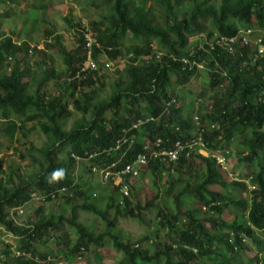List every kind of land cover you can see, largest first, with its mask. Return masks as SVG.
<instances>
[{"label":"trees","instance_id":"16d2710c","mask_svg":"<svg viewBox=\"0 0 264 264\" xmlns=\"http://www.w3.org/2000/svg\"><path fill=\"white\" fill-rule=\"evenodd\" d=\"M93 1L104 12L90 21L94 35L86 25H71L81 35L76 49L67 50L61 35L45 29L46 36L54 37L68 75L50 66L39 76L32 75L25 59L30 44L16 45L10 36L0 39V134L9 139L7 148L16 137L25 140L36 129L47 136L44 145L28 148L32 162L26 172L0 164V226L7 231L1 234L14 238V243L0 239L1 264H53L41 249L47 244L63 247L68 262L86 250L100 260L99 250L112 247L125 258L118 264H264V56L251 64L246 48L232 55L208 44L215 35H234L240 27L264 29V0ZM88 31L94 39L95 62L102 56L118 59L123 50L130 54L107 98L100 95L104 82L98 68L74 77L88 57ZM204 32L206 37L188 43L189 37ZM51 43L52 39L46 41L45 48ZM198 65L208 73L202 91L210 102L195 108L194 98L168 105L177 96V86L195 79ZM48 83L52 90L44 89ZM70 106L81 116L68 126L74 115ZM196 112L201 123L219 125L205 135L210 151L228 149L227 157L236 154L251 189L240 179L232 180L214 158L195 154L182 157L167 180L163 170L168 168L151 162L146 171L154 195L144 204L134 190L121 203L118 187L110 189L103 182L88 195L89 182L77 173L84 163L75 156L89 160L90 154L98 153L85 166L90 175L91 166L119 157L118 152L107 156L105 151L117 140L136 138L121 167L141 151L146 139L190 137ZM148 117L154 120L132 127ZM197 160L202 162L198 169ZM32 167L39 169L30 171ZM56 170H63L62 178H53ZM36 195L39 205L30 220L17 223L9 217L24 215ZM57 201L68 212L46 211L47 204ZM151 207L156 208V227L144 237L145 247L142 240L136 244L121 233L117 222L127 217L143 222V212ZM80 212L92 215L91 223L81 220ZM64 228L76 231L74 242L65 241ZM248 239L258 249L255 255L247 254Z\"/></svg>","mask_w":264,"mask_h":264},{"label":"rangeland","instance_id":"374dc122","mask_svg":"<svg viewBox=\"0 0 264 264\" xmlns=\"http://www.w3.org/2000/svg\"><path fill=\"white\" fill-rule=\"evenodd\" d=\"M104 12L100 10L97 4L93 0H12L6 4H0V39L4 36L12 37L14 44L19 45L20 42L26 41L30 44V50L27 52L25 59L30 62L32 75L39 76L44 67L50 66L57 69L62 75H68L67 68L64 64L63 58L59 52V48L54 46L55 41L54 37L46 36L45 29L53 31L57 35H61V42L63 43L67 50L71 51L78 47L81 39V35L78 34L76 28H73L71 25L74 23H81L82 26H87L91 29L93 35L94 31L91 28L90 21L100 19V13ZM82 28V27H81ZM79 28V29H81ZM200 36V37H199ZM207 36V33H201L197 36L189 37L188 43L192 45L195 41H200L202 37ZM52 39L50 47L45 48L46 41ZM131 42L127 41L126 45H130ZM12 49V48H10ZM37 49V51H35ZM123 56L118 59H111L106 56H102L97 63L99 74L104 82V86L100 89V95L102 98H107L111 94L112 84L119 76L118 71L124 69L127 62V58L130 54L127 53V50L122 51ZM15 59H11V64L13 65ZM200 71L193 81L187 85L177 86L176 87V97H179L178 103H188L190 100L195 98V108L198 107L201 103L205 106L210 102V99L206 94L203 93V85H205V80L208 78V73L202 65L199 66ZM53 84L48 83L44 89L50 88L51 90ZM70 111L73 112V117L69 121L71 124L74 118L81 116V112L75 111L72 106H70ZM188 109L185 108V111ZM197 114L194 113L193 116ZM47 140V136L42 133L39 129H36L31 133L27 139L16 137L13 143V146L7 148L10 141L7 137L0 134V164L3 168L9 169L10 165L20 166L22 172H26L29 168V162H32L28 156V148L30 145L40 147L44 145ZM234 142L230 145V148L233 149ZM229 163L226 167V171L232 180L240 179L248 185V188L251 189L247 179L243 178V175L240 173L241 170L240 163L236 154H230L228 157ZM197 162V169L201 168V163L199 160ZM84 167L80 168V171L77 173L81 176L83 180L89 182L88 195L92 196L95 191V185L100 189L102 182L97 174L91 172L90 175L88 170H86L85 164ZM88 167V166H87ZM85 168V169H84ZM30 171H37L39 167H32ZM30 171H28L30 173ZM167 180V178H164ZM134 191L137 192L141 202L144 204L148 201L154 194L150 189V182L148 180L147 171H143L142 175L133 181ZM98 192V191H97ZM167 190L163 189L164 197H168L165 193ZM176 193V191L174 192ZM245 194V193H243ZM39 196V195H38ZM36 195L34 199L28 206L25 208L24 215H14L13 219L17 223H24L27 220L31 219V215L34 214V210L37 205H39V200ZM137 197V198H138ZM60 198V197H59ZM58 198V200H59ZM162 198L158 201H161ZM80 203L82 200L79 201ZM57 202L49 203L46 205V211L53 212L55 215H59L61 210H64L63 207ZM68 208L64 211H67ZM156 208L151 207L143 212V222L139 219L127 217L119 218L117 222V228L121 233L125 234L128 239L133 243L138 244L142 240L143 246L147 247L144 237L150 235L154 228L156 227L155 220ZM11 217V216H10ZM11 217V218H12ZM92 215L85 212H80V219L88 223H91ZM98 227L102 226V223L98 221L96 223ZM64 230H67L64 228ZM68 236L66 239L76 240V231L67 230ZM165 235L164 232L161 233ZM262 236V235H261ZM1 237V235H0ZM9 241L14 243V238L9 239ZM247 244L250 246L248 248V255H255L258 252V249L251 243L248 239ZM49 248V250H48ZM154 249L159 248L156 244L153 245ZM41 249L48 253L50 257L55 260L56 258H66V254L63 251V247H57L56 244H47V246H42ZM92 250L83 251L80 254H75L72 256L71 264H118L125 260L122 251L114 250L112 247L107 249H100L99 252L102 254L101 259L98 260L92 253ZM51 260V262L53 261Z\"/></svg>","mask_w":264,"mask_h":264},{"label":"built area","instance_id":"2783aa9c","mask_svg":"<svg viewBox=\"0 0 264 264\" xmlns=\"http://www.w3.org/2000/svg\"><path fill=\"white\" fill-rule=\"evenodd\" d=\"M85 38L86 47L88 48V57L87 60L79 66V69L74 76L76 78H80L88 71L96 70L98 68L97 63L91 57V47L94 42L92 33L89 31L86 32ZM208 44L211 49H214L216 46L223 47L232 55H235L236 52L239 51L238 49L246 48L250 55V63L255 64L264 56V29L253 26L240 27L234 35H215L214 38L208 40ZM248 62H245L244 64H248ZM177 103V97H175L168 103V105ZM151 120H154V118L148 117L145 120L140 118L132 127L138 129L141 124ZM194 122L195 129L190 137H178L175 140L158 137L155 140L146 139L145 141H142L141 151L120 167L121 160L127 157L128 153L136 143V138L124 136L122 139L117 140L115 145L105 150L107 156L113 152H118L119 157L103 166H91L92 172L97 173L100 176V180L109 188L112 186L118 187L122 203L125 198L133 196V181L139 178L142 172L149 168L151 162L165 165L168 168L167 170H163L165 178H167L169 173H175L176 165L182 157L191 158L195 154H202L214 158L216 163L226 170L229 158L225 153L229 152L228 149L219 150L217 152L210 151L209 144L205 140L206 133L212 129L219 128V125L211 124L210 126H207L201 123L200 117L197 114L194 115ZM166 141L169 142V144H167ZM97 155L98 153L90 154L89 160ZM76 159L80 160L79 157H76ZM65 190L66 189L63 188L59 192L58 197H60ZM53 196L56 198L55 194H53ZM17 212L18 214H22L23 209L19 208ZM8 235L10 234H6L2 239L6 240V242H11L7 237ZM15 253L16 255H19L18 252ZM0 258H4L1 250ZM48 260L53 259L49 256ZM53 264L71 263L65 259H55L53 260Z\"/></svg>","mask_w":264,"mask_h":264},{"label":"clouds","instance_id":"9594fccd","mask_svg":"<svg viewBox=\"0 0 264 264\" xmlns=\"http://www.w3.org/2000/svg\"><path fill=\"white\" fill-rule=\"evenodd\" d=\"M200 65H198V67H199ZM75 157H78V156H75ZM80 158V160H78V161H82L84 164H85V166H87V165H89V161L86 159H81L82 157H79ZM94 173V172H93ZM94 174H97V173H94ZM89 175V174H88ZM62 176H63V170H56L54 173H53V178L54 179H56V178H62ZM97 177L100 179V176L97 174ZM88 182V181H87ZM105 185V184H104ZM106 186V185H105ZM108 187V186H107ZM109 188V187H108ZM110 189H112V188H110ZM11 215V214H10ZM10 217V216H9ZM12 217V216H11ZM10 217V218H11ZM2 231H5V228L3 227V226H0V235L1 236H5V235H2L1 233H2ZM5 233H7V231H5ZM3 237H0V239H2Z\"/></svg>","mask_w":264,"mask_h":264}]
</instances>
